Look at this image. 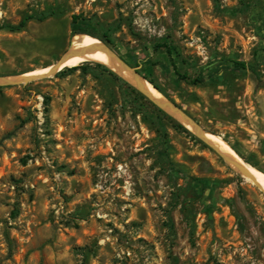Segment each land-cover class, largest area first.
Instances as JSON below:
<instances>
[{"label": "rangeland", "instance_id": "374dc122", "mask_svg": "<svg viewBox=\"0 0 264 264\" xmlns=\"http://www.w3.org/2000/svg\"><path fill=\"white\" fill-rule=\"evenodd\" d=\"M75 15L264 174V0H0V77L97 40ZM57 74L0 86V264H264L253 182L102 68Z\"/></svg>", "mask_w": 264, "mask_h": 264}, {"label": "water", "instance_id": "95a60500", "mask_svg": "<svg viewBox=\"0 0 264 264\" xmlns=\"http://www.w3.org/2000/svg\"><path fill=\"white\" fill-rule=\"evenodd\" d=\"M71 49L72 48L70 47L69 50L62 56V58L55 65L50 66L52 69L48 73L42 74V75H30L28 77H22V76L25 75V74H23L21 76H15V77H17V79L16 80H13V81H11L9 79V77H0V86H3V85H5V86L6 85H27V84H29L31 82H34V81L43 80V79H46V78L53 77L57 73H59L60 71L63 70L62 69V66L70 58L77 57V56H82L85 53L90 52V51H95V50L103 51L104 53H106L107 55H109L112 59L116 60L122 68H124L125 70L130 71V73H131L132 77L135 79V81L132 83V82L124 79L123 77H121L120 75L117 74L120 78H122L124 81H126L128 84H130L132 87H134L137 91L141 92L155 106H157L158 108H160L161 110H163L165 113H167L173 119H175L178 123H180L182 126H184L187 130H189L193 135H195L198 139H200L205 145H207L215 153H217V155H219L228 165H230L231 167H233V165L236 166L238 168L237 171L243 177L252 180L253 183L255 184V186L262 193H264V188H262L258 184V182L254 178V176L252 175V173L249 171V169L247 167L243 166V165H239L238 163L234 162L233 160H231L230 158H228L226 155H224L222 152H220L219 149L213 143H211L209 141L207 135L210 132L204 130L200 126V124L191 115H189L185 110H183L177 104H175L173 102H170L166 98H165L166 99L165 101L158 100L157 98H155L150 93V91L147 88H145L143 85L140 84L139 81L142 78L145 79L139 73L140 66L139 67H132L126 61H124V59H122L120 57V55H118L110 46H108V45H106L104 43H102V46L101 47L93 46V47H90V48H87V49H83V50L78 51V52H75V53H72L71 52ZM174 114H177L180 117V119H177L176 117H174ZM184 122H186L187 124H189L192 129L191 130L188 129L186 127V125L184 124Z\"/></svg>", "mask_w": 264, "mask_h": 264}, {"label": "trees", "instance_id": "16d2710c", "mask_svg": "<svg viewBox=\"0 0 264 264\" xmlns=\"http://www.w3.org/2000/svg\"><path fill=\"white\" fill-rule=\"evenodd\" d=\"M45 18H47L46 15H43V16L38 17V18L36 17V15H31V16H28L25 19H23L18 25H7L6 29H8L10 32H22L26 29V27L30 21L36 20V19L41 21V20H44ZM72 34H73V36H76L79 34H87V35H90V36L95 37L97 39L103 40V41H105L111 45L113 44L112 40L109 38V34L107 32H105L104 34H99L97 29L92 25L90 20L84 18L83 16H79V15L73 16ZM156 48H165L167 50V52L169 54H171V49L167 43H157ZM232 63L234 64L233 70H232V74H234V75H238V73H241L242 71L247 70L248 68L253 69V67L251 65H249L245 62H242V61L233 60ZM142 64H143V62L136 61L135 67H139ZM93 65L97 68H102L103 70L108 72L111 76H113L116 80L120 81V83L123 86L127 87L128 90H130L133 94L136 95L138 100H140L144 103L146 102L145 97L143 95H141L134 87H132L130 84H128L126 81H124L122 78H120L113 71H111L110 69H108L107 67H105L101 64L85 63V64H82L78 67L65 68L60 73H58L57 76L69 75V74H72L73 72L80 70V69L83 71H87ZM172 67H173L176 75L179 77V79L186 82L187 84L194 85V86H198V85L203 84L204 79L201 76H198L196 78H192L188 73H181L179 67L176 65V63L173 60H172ZM139 73L141 75H143L146 80H148L150 83H152V85L156 89H158L160 92H163L162 89L155 83V81L153 79L149 78V76L144 74L143 70L139 71ZM154 109L160 117H164L165 119H167L170 123L173 124L174 127H176L177 129L191 135V132L189 130H187L184 126H182L180 123H178L171 116H169L168 114H166L165 112H163L162 110H160L158 108H154ZM150 118H152V117H150ZM153 120H155V119H153ZM233 148L235 149V147H233ZM245 160L247 163H250V161L248 159H245ZM253 166H257V165H255V163H254Z\"/></svg>", "mask_w": 264, "mask_h": 264}, {"label": "bare ground", "instance_id": "6f19581e", "mask_svg": "<svg viewBox=\"0 0 264 264\" xmlns=\"http://www.w3.org/2000/svg\"><path fill=\"white\" fill-rule=\"evenodd\" d=\"M85 40L75 41L71 45V48H72L71 52L75 53V52H78V51H81L83 49H87V48H90L93 46H98V47L102 46V42L98 39L97 40L88 39L87 41H85ZM95 62L109 68L114 73L120 75L121 77H123L124 79H126L132 83L135 81V79L132 77L130 71L122 68L116 60L112 59L109 55H107L103 51H99V50L87 52L82 56L72 57L62 66V68H74V67H78V66L85 64V63H95ZM51 69H52L51 67H48V68L43 69L41 71L33 72L32 74H27V75H24L22 77H28L30 75L46 74L49 71H51ZM9 79L11 81H13V80H16L17 77L9 78ZM139 82L141 85H143L145 88H147L155 98H157L160 101L166 100L163 93H161L151 83H149L148 80L142 78ZM174 117H176L177 119H180V117L177 114H174ZM184 124L186 125V127L188 129H190V130L192 129L191 126L189 124H187L186 122H184ZM207 137H208L209 141L211 143H213L219 149L220 152H222L224 155H226L228 158H230L234 162L238 163L239 165H243V166L247 167L249 169V171L252 173V175L254 176V178L256 179V181L258 182V184L262 188H264V174L262 172H260L259 170H257L254 167H251L250 164L246 163L245 160L221 136H217V135H213L212 133H208ZM233 167L236 170H238V168L236 166L233 165ZM247 180H249L250 182H253L252 180H250L248 178H247Z\"/></svg>", "mask_w": 264, "mask_h": 264}]
</instances>
